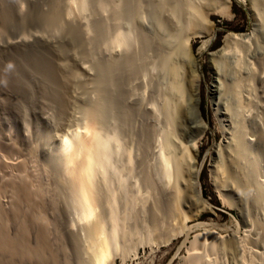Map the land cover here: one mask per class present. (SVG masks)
Listing matches in <instances>:
<instances>
[{
    "label": "rangeland",
    "instance_id": "1",
    "mask_svg": "<svg viewBox=\"0 0 264 264\" xmlns=\"http://www.w3.org/2000/svg\"><path fill=\"white\" fill-rule=\"evenodd\" d=\"M185 1L208 5L211 10H214L204 15V18L202 16L196 20L193 19L194 23L196 21L195 25L191 22L185 26L187 16L180 17V24L186 22L184 26L188 29L184 31L186 28H182L183 35L190 36L186 44L178 40L182 35L174 34L169 28L158 27L151 15L144 11L145 0L0 1V3L4 2L0 6V23L6 27L2 26L5 28L1 35L3 43L8 46L15 38L21 47H25L32 53L31 60L23 59L21 56V60H25L24 71L27 69L29 74L34 65L33 60L38 57L39 59L50 58L51 63L55 61L52 67L54 71L58 70L57 63H59L65 68L68 67L67 70L64 69L65 71L74 72L66 90L69 102L66 101L68 106L64 111H60L58 108L60 106L54 103H52L54 107L51 104V107L46 110H43L39 104H33L26 111L23 119L20 115V117L12 118L13 114L9 109L0 108L4 122L3 130L9 129L6 133L12 130L11 132L17 136L18 143H21L20 146L23 148L30 143L40 141L38 140L40 137L36 158L42 165L47 164L48 161H50L49 164L52 162L50 167L46 166L48 169L46 173H50H47L49 175L47 179L52 180H49L50 184H47L43 178L46 182H42L41 188L44 193L46 190L49 191L46 193L47 197H56L54 199L57 203L51 200L46 201V204L50 207L52 203L51 205H55L57 210L52 211L50 207L45 218L47 217L46 219L51 224L49 227L57 235L54 241L69 242L65 240V237L72 236L76 246H71L76 250V254H71L77 257L73 260L70 258L71 261L68 259V262L64 261V264H90L97 236L93 227L105 220L108 222L109 200L115 201L116 217L118 222L122 221L117 236L119 251L116 252L118 255L115 258V264H176L183 239L177 236L168 243H162L159 238L162 233L161 229L154 228L148 221H151V215L154 214L156 208L162 218H165V212L162 213L159 210L158 202L160 201L156 202L159 190L149 188L144 182L147 173L145 168L154 149L155 152L165 151L166 156L173 155L169 156L172 159H179L181 178L177 183L182 189V180L186 178L187 171L195 162L200 165L201 191H199V197L207 203L211 213L203 215L198 222L202 224L193 234L214 230L226 235V227L227 229L229 227H231L229 229H243L239 223L237 211L229 207L225 198L226 201L219 199L210 184L208 151L211 146L222 139L225 134L223 128L226 132L230 126L236 130L244 122L243 124L249 131V138L252 142L256 139L255 142L258 141L256 144L262 149L259 148L260 153L256 151V154L260 156L256 159L261 165L260 171L263 170L261 181H264V133L259 132L256 120V115L262 113L260 110L263 111L264 105L261 85L258 81L260 74L264 72L262 71L264 65V0H230L231 6L226 13H222L218 5L222 0H210L211 3L209 0ZM10 4L13 5L9 7ZM8 8L13 11L9 10L11 13L9 11L7 13ZM56 9L60 10L61 18L57 22H52L49 20V15L51 16L49 13ZM5 11L6 17L1 16L5 14ZM8 14H13V18H10L15 19L8 20V16H11ZM27 14L29 18L25 23L24 19L27 20ZM19 18L23 24L20 23ZM6 21L13 23L15 27L11 24L6 25ZM231 34H249V37L233 40L236 42L235 52L222 57L217 52L224 47L226 38ZM146 35L155 38L154 43L157 46L155 45L152 49L145 48ZM174 35L178 37L175 36L176 39L172 40L175 38ZM156 47H160L159 50H164L163 52L166 53L164 55L165 53L162 52L163 58L159 57L162 53L158 52ZM9 48L8 53L12 49L10 46ZM155 48L158 51L155 52ZM24 52L20 50V53ZM168 53L170 54L169 59ZM164 58L169 61H165ZM173 67L174 69L176 67L175 71L179 70L178 73L181 75L177 74L179 78L174 76ZM195 71L199 77L194 82L195 84H192L189 81V74ZM233 82H235L234 85L237 83L235 85L237 90L232 87ZM35 84L32 82L33 86ZM229 85L232 86L226 87ZM0 96L4 97L2 92ZM93 117L97 121L98 132L118 139L117 144L120 149L113 155V165L116 166L117 171L113 175L111 173L108 180H104L98 174L97 193L90 208H87L72 184L68 172L71 165H66L63 160L64 155L57 149L61 146L63 138L67 135L71 136L76 129L85 132L84 127ZM219 120H223V123L220 124ZM148 132H152L150 133L153 134L152 138ZM198 132L202 133V136L196 145L199 151L197 156L191 140L197 136ZM255 135L259 137L256 138ZM60 182L64 183L60 184ZM171 184L167 187L170 188ZM230 188L229 183L225 184L223 192H228ZM50 192L54 195L52 196ZM257 192L260 196L261 191ZM185 196V192L180 194L179 205L186 210ZM26 202H22L23 211L29 204ZM53 212L57 214L53 216ZM193 224V222L189 223V226ZM30 229L29 236L24 237L21 244L20 241H16L22 246V248L19 246L20 251H28V254L35 251L32 256L37 257L30 258L33 259L30 261L29 258L20 257L22 255L17 251L16 255L10 245L11 240L5 239L6 242L4 241L2 249L6 248V251L1 249L0 252L3 253V257H6L7 264H63V260L58 263L50 261L47 252L51 253L52 250V253H56L54 252L56 251L55 245L53 248L49 245L52 249L48 245L44 246L42 235L36 229L31 227ZM175 234H178V230ZM253 237L254 232L250 243ZM6 238L9 237L6 236ZM148 238L152 240L151 245L147 244L142 248V243ZM36 241L39 243L38 248ZM7 242L9 245L6 244V247ZM44 249L46 252H43ZM122 249L129 253L127 256L129 260L122 259L120 255ZM263 249L264 245L256 248V251L260 250L262 255ZM41 252L47 253L45 257H48L49 261L44 259L43 255L44 258L38 257L37 254ZM262 256L264 258V255ZM38 259L43 260V263ZM223 260L226 264H240L237 254L231 249L226 252Z\"/></svg>",
    "mask_w": 264,
    "mask_h": 264
},
{
    "label": "bare ground",
    "instance_id": "2",
    "mask_svg": "<svg viewBox=\"0 0 264 264\" xmlns=\"http://www.w3.org/2000/svg\"><path fill=\"white\" fill-rule=\"evenodd\" d=\"M209 2L211 3L210 0ZM212 3H214V1ZM219 3L218 5L222 13L228 12L231 6V1L222 0V2ZM2 4H4V2L0 3V6ZM11 5L13 4H10L9 7H11ZM207 6H204L203 4L198 5L196 3L185 0H163L159 2H155L153 0H145L144 11L146 14L151 15L152 19L161 29L169 28L174 32V34L177 33L179 36L182 35L178 40H182L181 42L186 44L190 40V36L188 34L187 36L183 35L184 31L188 30L185 26H188V23H194L193 19L196 20L197 18H201L202 16L204 18V15H208L211 11H214L213 9L211 10V7ZM9 10L13 11V9L8 8L7 13ZM59 11V9H56L52 13H49L51 14V16L49 15V20L52 22H57L61 18V14ZM7 13L5 11V14H1V16L5 15L4 17H6ZM12 15L8 16L9 19H7L10 20L11 18H13ZM27 15V20L24 19L25 23L29 18V15L28 17ZM183 16H187V25H185L186 22L185 24H180V17L183 18ZM16 17L18 16L16 15ZM41 19H43L42 16ZM21 21L22 20L20 19V23H22ZM5 23H7V21ZM14 23L17 24V22ZM9 24L12 25L13 23L9 22L6 25ZM195 24L196 21L194 25ZM2 26L5 27V25H1L0 23V93L2 92L4 97L2 98L0 96V108L2 107V109H9V111L13 114L11 116L12 118H16L20 115L23 119L25 118L26 111L29 110V108L32 107L33 104H39L41 108H43V110H46L48 109V107H51L52 103H54L60 106H57L58 108H60V111H64L66 106H68L67 102H69L67 101L68 97L66 90L70 80L73 77L74 72L72 73V71H65L64 69L67 70L68 67L65 68L59 63H57L58 70L54 71L52 70V67L55 61L52 60L53 63H51L50 58L39 59L38 57H35V59L33 60L34 65L31 67L28 74L27 69L24 71L23 65H25V60H21V56L23 57V59L25 58L31 60L32 53L29 52L30 50H26L25 47H21V44L16 41L15 38L13 39L14 41H11V43L8 42V46L5 45L3 43L4 40L2 41L1 37V35L5 31H3L4 27L2 28ZM184 27L186 28V30L182 32V28ZM178 35H174V37H178ZM248 37L249 34H231L228 38H226L224 47H222L217 52V54L219 53V55L222 57L229 56L236 50L234 49L236 47V42H234L233 40H241ZM154 39L146 35L145 48L152 49V47L154 48L155 45L157 46V44L154 43ZM174 39H176V37L172 40ZM156 42L159 43L158 41ZM9 46L12 49L8 53V50H10ZM156 48L154 49L155 52L160 49V47L157 48L158 50H156ZM20 50H22V52H25L20 53ZM163 51L159 50L158 52L162 53ZM163 53L159 57L166 55V53L164 55ZM169 56L170 54L168 53V59ZM59 61L60 60H58V62ZM172 69L175 71L176 67L175 69L174 67ZM262 71H264V65ZM178 72L179 70L175 71V73H173L174 76L176 75V77H178L177 74L180 75V73ZM198 77L199 76L196 74V71L195 73L190 72V83L193 84L194 82H196ZM258 81L261 85L262 98L264 99V72L260 74ZM32 82L36 83L35 86L32 85ZM234 83L235 82H233V85ZM235 85H229L226 87L230 88V86H232L234 90L235 88L237 90V86ZM232 91L230 92L233 93ZM52 106L54 107L53 104ZM262 108L263 111L261 109L260 112L262 113H258L256 115V120L259 132L264 133V105ZM2 118L3 116L0 114V250L4 246V241L6 242V240H11L10 245L13 247L15 253L17 251L19 252L18 254L22 255L20 257H24L26 259L34 258L35 256L32 255L35 254V251L33 252L34 254H31V252L30 254H28V251L23 252L19 250L20 247L22 248V246L20 245L21 241H23L24 237L29 236L31 227L36 229L42 235V238L44 239L43 242L45 243L44 246L48 245V247H50L49 245H51L53 248V246L55 245L56 249H54L56 251H53L56 253H52V250V254L50 253V251L47 252L48 254L46 253L50 258V261H56V263H58L63 260V264L64 261L68 262V259L71 261V259L73 260V258L75 259V257H77V255L74 256L71 254H76V250L72 248L76 247L74 245L72 236L65 237V240H69V242L62 243L60 241H54V238L57 235H55L53 233V230L49 227V225L51 224L46 219L47 217L45 218V214L49 213L47 210L50 207L52 211H54V209L57 210V208H55V205H51L52 203H49L50 207L47 206L46 201H55L56 197L54 196L55 199L51 196L47 197L46 193H49V191L46 190V193H44L41 188V184L43 181L46 180L47 184H50L49 180H52L51 178L49 180L47 179L49 178L47 177L49 175H47L48 172L46 173V166L50 167V164H52V162L49 164L50 161H48L47 164L45 163L42 165L41 162L39 163L36 158L38 157V145L40 144L41 138L38 136V140L40 141H37L36 143H30L26 148L21 147V143H18V138L14 135V133L11 132L12 130L8 133L6 132L9 129L6 130V128V131L3 130L4 122ZM190 118L192 117L190 116ZM219 122L220 124H222L223 120H219ZM243 123H239L240 127L236 130L232 128L233 126H230V128H228V132H226L223 128V132L225 134L222 136V139L217 144L211 146L208 151V155L210 158V184L212 185L214 192L217 193V197L219 199H223L224 201L227 200V204L229 203V207L231 206L233 210L235 209L237 211L236 214L238 215L239 223L241 224V227L243 229H229L231 227L227 229L226 227V235H222L214 230H205L203 232L193 234L194 231L196 229H199L200 225L202 224H198V222L200 221V219H202L203 215L211 213V210L209 209L210 207L207 206V203H205L203 199L202 200L204 202H202V200H200L201 197H199V191H201V185L199 183V175L201 169L199 168V163L195 162L192 168L187 171L186 178L182 180L183 184L181 183L183 185L182 189V187L180 188L179 184L177 183V181H179V179L181 178L179 176V159H172L171 157L173 155L166 156L165 151L155 152V149L154 153L152 152L150 156V161L145 168L147 170V173L145 175L144 182L148 185L149 188H152L153 190L155 189V191L157 189L159 191L161 190V192L157 191V194L159 196L158 198L156 197V202L160 201L158 202L160 206L158 203L157 205L160 207L158 208L162 213L165 212V218H162L158 209L156 208L157 211L153 210L154 214L151 215V221H148L150 222L149 224L154 228L161 229L162 233L160 234L159 238L162 240V243H168L169 241L175 239V237L177 236L183 239L181 247L179 248L180 255L176 258V264H226L223 258L225 257L226 252L230 249L231 251L234 250V252L237 254L240 264H264V258L262 256L264 255V251L262 255L260 254V250L258 251L259 253L256 251V248L263 247L264 245V181H261L263 170L260 171V169L262 168H259L261 167V165L258 164L259 162H257L258 160L256 159V157L258 156L256 154V151H258L259 148L261 149V147L256 144L258 142H255L256 139L252 142V140L249 138V131ZM96 124L97 121L93 117L84 127V129L86 130L85 132L80 129H76V131L71 136L67 135L63 138L61 146L59 147V149H57L64 155L63 160L65 161L66 165H71V167H69L68 169V172L71 176L72 184L77 189V193L81 201L87 208H90V204L95 199V195L97 193L96 180L98 174L101 175L104 180H108L110 174L112 173L111 175H113L117 171L115 169L116 166L114 167L113 165V155L118 152V149H120L119 144H117L118 139L116 140V138L113 136L102 135L100 132H98ZM90 127L93 128L92 131L90 130ZM201 136L202 133L198 132L197 136H194L191 140L192 147L195 150V154L197 156L199 154V151L197 150L196 145L201 139ZM152 137L153 134H150V138ZM255 137L258 138L259 135L258 137L255 135ZM253 143H255L256 145H254ZM114 148L117 149L115 150ZM198 149H200L199 146ZM258 153L260 152L258 151ZM80 157L81 159L79 160ZM259 157L260 156H258V159ZM43 178L45 180H43ZM251 182L253 184H251ZM62 183L60 182V184ZM227 183L230 184L231 188L228 190V192H223V186ZM169 184H171L170 188L167 187L169 186ZM258 190L261 191L260 196L257 195ZM182 192H185L186 195V210L185 208H183V210L182 206L180 207L179 205L181 201L180 194ZM53 195L54 194H52V196ZM23 201H27L29 203L28 205H26L27 209L25 211H23L22 209ZM44 201L45 204H43ZM108 206V222L107 220H105L101 224H96L93 227L95 230V235L97 236L94 242L93 255L91 257L90 264H115L114 261L118 255L116 254V252L119 251L117 236L122 221L118 222V219L116 217L117 207L115 201L109 200ZM56 212H53L54 215H52L55 216V214H57ZM150 212L152 211L150 210ZM26 218H28V220ZM192 222L194 224L192 226H189V223ZM177 230L178 234L176 235L175 232ZM253 232L254 237L252 242L250 243L249 241ZM6 236L9 238L7 239ZM36 238H38V236ZM12 239L14 240L12 241ZM150 239L151 238H148V240L145 239L146 241L142 243L141 247L143 248L147 244L151 245L152 240ZM16 240L20 241L19 245V242H17ZM8 242L5 243V246L6 244L9 245ZM13 242L16 244H14ZM35 244L38 248V241H36ZM259 244L261 245L259 246ZM2 250L6 251V248ZM40 251L41 250L39 248V252ZM43 252H46V250ZM41 253L37 254L38 257L40 258V256L42 255L45 257L46 254ZM128 254L129 253H126L123 249L122 251H120V255L122 256V259L124 261L129 260L127 259ZM0 255V264H3V262L7 264L6 257L2 256L3 253H1ZM5 256L7 255L5 254ZM48 257H45L44 259L49 261ZM58 257H60V260H58ZM40 259H38V261L43 263L44 259ZM32 260L30 259V261Z\"/></svg>",
    "mask_w": 264,
    "mask_h": 264
}]
</instances>
